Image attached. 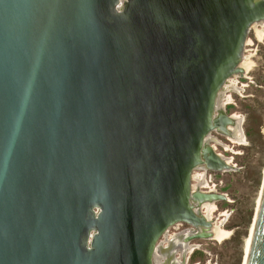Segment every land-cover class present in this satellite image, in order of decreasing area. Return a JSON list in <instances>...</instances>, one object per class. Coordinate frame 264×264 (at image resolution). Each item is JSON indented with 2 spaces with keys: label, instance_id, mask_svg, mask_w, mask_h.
<instances>
[{
  "label": "water",
  "instance_id": "obj_1",
  "mask_svg": "<svg viewBox=\"0 0 264 264\" xmlns=\"http://www.w3.org/2000/svg\"><path fill=\"white\" fill-rule=\"evenodd\" d=\"M263 21L264 0H0V264H155L178 223L197 233L158 249L184 264L226 199L192 189L229 170L209 134L245 143L214 113ZM245 264H264V173Z\"/></svg>",
  "mask_w": 264,
  "mask_h": 264
},
{
  "label": "rangeland",
  "instance_id": "obj_2",
  "mask_svg": "<svg viewBox=\"0 0 264 264\" xmlns=\"http://www.w3.org/2000/svg\"><path fill=\"white\" fill-rule=\"evenodd\" d=\"M252 28L247 35L244 47L245 62L250 67L242 76H234L220 92L218 102L224 115L236 119L242 118L240 130L242 141L237 142L212 131L209 137L216 138L218 143L209 142L217 155L228 159L232 166L229 171L193 170V175H204L206 186L202 191L223 194L226 201H216L207 211L203 206L201 214H209L214 225H219L229 235L221 241L215 239H197L190 245L194 248L188 253L190 259L186 264H243L245 241L255 218L260 198L264 173V32L261 39ZM239 138V132L237 133ZM197 181L193 178L192 185ZM201 209V207H200ZM191 227L177 225L168 229L159 243L165 246V240L174 234L186 231ZM158 245V244H157ZM194 251V253H193ZM193 253V255H191ZM179 256V251L176 252Z\"/></svg>",
  "mask_w": 264,
  "mask_h": 264
},
{
  "label": "bare ground",
  "instance_id": "obj_3",
  "mask_svg": "<svg viewBox=\"0 0 264 264\" xmlns=\"http://www.w3.org/2000/svg\"><path fill=\"white\" fill-rule=\"evenodd\" d=\"M257 26H261V29L260 30H256V33H257V37L259 38V39H261V37H262V34H263V32H264V21L263 22H256V23H254V24H252V26H251V29L252 28H254V29H257ZM250 29V30H251ZM246 43H247V40H246ZM245 46H246V44H245ZM242 60H241V62H240V68L242 69V71L244 72V73H246V71L249 69V67H250V62H245V58H244V54L242 55ZM244 73L243 74H241V76L242 75H244ZM234 76H240V75H238V74H235V75H233V76H231L228 80H227V82L224 84V86H223V88H226V86H227V84H228V82H229V80L231 79V78H233ZM219 95H220V93H219ZM216 108L218 109V108H220V104H219V102H218V100H217V105H216ZM232 120L233 119H236V118H234V117H232V116H229ZM233 122H234V120H233ZM231 129V130H230ZM227 130L229 131V132H232L233 131V127L232 126H230V125H227ZM237 133L238 132H236V136H237ZM225 136V135H224ZM225 137H228V136H225ZM229 138V137H228ZM207 140L208 141H210V140H212V142H214V143H218V140H216V138H207ZM211 148H212V150L214 151V148H213V146L211 145ZM219 158H221V160H223L224 161V163L225 164H227L228 166H229V170L231 169V165L229 164V161H228V159H226V158H223L222 156H220V155H217ZM203 170L205 171V169L203 168ZM229 170H224V171H229ZM194 173V172H193ZM193 173H192V180H193ZM196 178V177H195ZM202 179V178H201ZM202 182V181H201ZM198 184V183H197ZM192 189L193 190H198V188H194V186L192 185ZM211 194V193H215V192H208V194ZM217 194V193H216ZM214 202H211V203H209V202H204L202 205H201V211H202V208H203V206H206V209H207V211H209L212 207H213V204ZM202 214H203V212H202ZM203 216L205 217V219L208 221V222H210V233H211V237L210 238H208V239H215V240H217V241H221V240H223L224 238H226L228 235H229V232L228 231H226V230H223L219 225H217V224H215L214 225V222L211 220V219H209L210 217H209V214H203ZM177 225H181V224H175L173 227H175V226H177ZM190 230H191V232H193V233H197V231L195 230V229H193V228H190ZM252 232H253V224H252V226H251V229H250V234H249V236H248V238L246 239V241H245V246H244V250H245V257H244V263L243 264H245V262H246V256H247V253H248V249H249V245H250V240H251V236H252ZM167 233V232H166ZM166 233L163 235L164 237H165V235H166ZM173 237V236H172ZM175 237V236H174ZM173 237V238H174ZM170 241H172V240H170ZM169 241V242H170ZM193 241V240H192ZM192 241H189V242H187V246L188 245H190V243L192 242ZM169 242L167 241V243H168V245H169ZM158 246H160V243L158 242V245H157V247H156V252H155V256H154V262H155V264H159L160 262H162V264L164 263V258L162 257V255H161V253H160V251H159V249H158ZM168 247V246H167ZM166 247V248H167ZM163 249H165V248H163ZM190 251V249L186 252V254H185V258H184V264H186L187 263V258H188V252ZM176 255V253L174 254V258L176 257L175 256ZM160 258V262L158 263V259ZM176 258H178L179 259V261L180 262H182L183 261V258H182V256H181V252L179 251V256L178 257H176ZM175 258V259H176ZM176 264H179V263H176Z\"/></svg>",
  "mask_w": 264,
  "mask_h": 264
},
{
  "label": "flooded vegetation",
  "instance_id": "obj_4",
  "mask_svg": "<svg viewBox=\"0 0 264 264\" xmlns=\"http://www.w3.org/2000/svg\"><path fill=\"white\" fill-rule=\"evenodd\" d=\"M220 114H223V112H221V110H220V112L218 113V114H216V119H220ZM231 130V129H230ZM214 132H218V131H216V130H214ZM219 134H221L220 132H218ZM223 135V134H222ZM209 138H213V137H209ZM209 142H212V140H210ZM221 156V155H220ZM224 158V157H223ZM199 168H201V170H203V168L205 169V171L207 172V170H209V169H207L206 168V166H201V167H199ZM204 171V170H203ZM196 177V178H195ZM193 178L197 181L196 183H198V184H196L195 186H194V188H198V190H196V191H200V192H205V193H208L207 191H202V190H200L199 189V187L200 188H204L205 186H206V182H205V180H204V175L202 174V175H199V176H195V175H193ZM202 178V179H201ZM202 181V182H201ZM210 192H212V191H210ZM215 194H216V192H215ZM218 194V193H217ZM223 195V194H222ZM226 198V197H225ZM219 201H226V199L225 200H219ZM214 202H216V201H214ZM203 209V208H202ZM203 211H204V209H203ZM204 213V212H203ZM209 219H211V218H209ZM181 225H184V224H181ZM189 232H191V230L190 229H188V230H186V231H182V232H180V233H178V234H174V235H172L173 237L175 236V237H178V236H182V235H184V234H187V233H189ZM170 237V238H168V239H166L165 240V242H166V244H165V246L163 245V243H161L160 242V245H161V247L162 248H166L167 246H168V243H167V241L169 242L170 240H173V237ZM174 237V238H175ZM188 246H190V245H188ZM191 246H193V245H191ZM193 248L194 247H192L191 249H190V251L189 252H191L192 250H193ZM188 252V253H189ZM193 253H194V251H193ZM193 253L191 254V255H193ZM176 258V257H175ZM189 259H190V256H189V258H188V261H189ZM176 260H179L178 258H176ZM187 261V262H188ZM160 262V258L158 259V263ZM163 262V261H162ZM162 262H160L159 264H162Z\"/></svg>",
  "mask_w": 264,
  "mask_h": 264
}]
</instances>
